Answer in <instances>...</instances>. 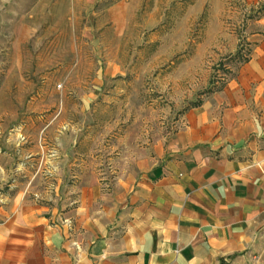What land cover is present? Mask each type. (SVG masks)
Masks as SVG:
<instances>
[{
  "label": "rangeland",
  "instance_id": "1",
  "mask_svg": "<svg viewBox=\"0 0 264 264\" xmlns=\"http://www.w3.org/2000/svg\"><path fill=\"white\" fill-rule=\"evenodd\" d=\"M260 8L0 0V219L23 202L65 212L83 188L110 204L184 112L213 100L264 44Z\"/></svg>",
  "mask_w": 264,
  "mask_h": 264
},
{
  "label": "crops",
  "instance_id": "2",
  "mask_svg": "<svg viewBox=\"0 0 264 264\" xmlns=\"http://www.w3.org/2000/svg\"><path fill=\"white\" fill-rule=\"evenodd\" d=\"M80 191L65 212L30 202L8 210L0 264L264 256V44L213 100L184 112L175 135L140 162L110 204L95 190Z\"/></svg>",
  "mask_w": 264,
  "mask_h": 264
},
{
  "label": "trees",
  "instance_id": "3",
  "mask_svg": "<svg viewBox=\"0 0 264 264\" xmlns=\"http://www.w3.org/2000/svg\"><path fill=\"white\" fill-rule=\"evenodd\" d=\"M264 15V9L263 10H261V8H260V10H257L256 11V14L254 15L256 18H260L261 16H263ZM201 102H198L197 104H195V106H197V105H199Z\"/></svg>",
  "mask_w": 264,
  "mask_h": 264
},
{
  "label": "built area",
  "instance_id": "4",
  "mask_svg": "<svg viewBox=\"0 0 264 264\" xmlns=\"http://www.w3.org/2000/svg\"><path fill=\"white\" fill-rule=\"evenodd\" d=\"M262 237L264 238V228H263V230H262ZM260 256V255H259Z\"/></svg>",
  "mask_w": 264,
  "mask_h": 264
}]
</instances>
